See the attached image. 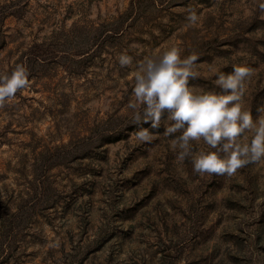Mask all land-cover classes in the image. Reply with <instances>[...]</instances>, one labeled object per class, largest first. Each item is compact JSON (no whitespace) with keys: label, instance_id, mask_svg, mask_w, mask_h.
Wrapping results in <instances>:
<instances>
[{"label":"rangeland","instance_id":"obj_1","mask_svg":"<svg viewBox=\"0 0 264 264\" xmlns=\"http://www.w3.org/2000/svg\"><path fill=\"white\" fill-rule=\"evenodd\" d=\"M261 5L0 0V76L23 65L29 81L0 108V264H264V163L232 177L195 174L190 159L177 161L164 122L138 125L128 108L136 64L175 46L199 56L190 84L207 91L221 92L217 72L253 69L243 106L255 122ZM122 53L131 67L119 65ZM141 127L151 143L136 140Z\"/></svg>","mask_w":264,"mask_h":264},{"label":"clouds","instance_id":"obj_2","mask_svg":"<svg viewBox=\"0 0 264 264\" xmlns=\"http://www.w3.org/2000/svg\"><path fill=\"white\" fill-rule=\"evenodd\" d=\"M260 10L264 12V5ZM187 11L189 24H196L199 17L195 9ZM198 60L196 53L182 56L181 49L173 46L139 61L133 73L134 99L128 104L134 123L159 129L164 122V135L174 136L172 147L178 149L177 161L190 159L193 172L200 176L232 177L249 163H264V110H258L262 115L254 122L243 106L246 81L254 70L234 66L230 74L217 72L214 83L221 89L217 93L191 86L192 80L200 78ZM118 62L121 67H131L133 58L122 53ZM28 84V71L23 65H17L10 75L0 76V108ZM246 132L253 133L250 143L241 142ZM134 135L142 143L154 139L143 127ZM196 142H203L209 150L196 151Z\"/></svg>","mask_w":264,"mask_h":264}]
</instances>
